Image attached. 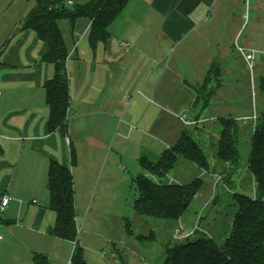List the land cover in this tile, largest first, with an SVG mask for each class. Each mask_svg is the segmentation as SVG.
<instances>
[{
  "label": "crops",
  "instance_id": "1",
  "mask_svg": "<svg viewBox=\"0 0 264 264\" xmlns=\"http://www.w3.org/2000/svg\"><path fill=\"white\" fill-rule=\"evenodd\" d=\"M68 1L63 3L71 7L89 0ZM0 2L7 12L0 17V48L7 41L0 53V200L9 197L0 212V264H36L35 255H44L48 264H70L74 242L52 233L56 214L49 207L47 187L52 160L71 168L77 228L80 224L85 235H94L89 224L94 195L89 196L101 163H130L139 161L142 154L157 158L183 132L212 159L208 157V171L189 161L195 177L205 175L193 200L199 206L192 219L181 216L175 222L189 229L198 225L193 236L203 231L223 240L231 218L221 232L210 224V214L200 212L212 203L213 186L218 184L213 177H224L228 170L216 157L222 128L219 118H234L239 132L255 124L239 123L250 114L233 116L228 111L239 109L234 50L227 44V37L238 35L242 27V14L236 13L238 0H129L108 27L107 40L94 45L89 40V18L80 17L73 26L67 19L59 20L68 48L65 132L48 130L44 83L53 76L54 66L41 60L47 46L32 29L19 27L33 1ZM212 66L217 68L215 77L224 73L223 68L230 70L224 74L229 78L226 87L210 95L204 85L210 87L220 78L210 75ZM249 77L253 87L254 78ZM78 240L90 264L87 251L94 249L92 241ZM111 248L113 257L115 246Z\"/></svg>",
  "mask_w": 264,
  "mask_h": 264
},
{
  "label": "trees",
  "instance_id": "2",
  "mask_svg": "<svg viewBox=\"0 0 264 264\" xmlns=\"http://www.w3.org/2000/svg\"><path fill=\"white\" fill-rule=\"evenodd\" d=\"M32 1L33 6L19 27L32 29L47 46L41 60L54 66L53 76L44 83L49 107L48 130L59 128L65 132L69 106L66 71L68 48L59 20L67 19L73 26L78 18H89V40L94 45L97 41L107 40L110 36L108 27L120 16L129 0H89L71 7L65 5L63 0ZM216 72L217 68L212 66L210 75ZM259 90L264 94V75L259 79ZM256 121L250 136L247 161L255 184L254 195L234 192L235 211L229 232L223 240L197 235L174 241L166 247L162 264H264V110L257 115ZM219 122L222 128L216 157L227 164L228 172L235 168L239 160L233 136L237 121L232 117H220ZM179 158L187 159L200 169L209 170L208 155L187 132H183L156 159L142 154L139 164L154 178L143 172L132 178L137 190L132 205L136 214L177 221L190 208L203 185V179L195 177L185 183L162 180L176 166ZM75 159L74 149L71 148V164L75 163ZM47 187L49 207L56 214L53 235L74 242L70 264H87L84 249L78 240L71 168L52 160L48 168ZM34 261L36 264H48L44 255H35Z\"/></svg>",
  "mask_w": 264,
  "mask_h": 264
},
{
  "label": "rangeland",
  "instance_id": "3",
  "mask_svg": "<svg viewBox=\"0 0 264 264\" xmlns=\"http://www.w3.org/2000/svg\"><path fill=\"white\" fill-rule=\"evenodd\" d=\"M238 10L240 11L238 12ZM3 12L5 10H3L0 2V17ZM236 13L242 14V27L238 35L227 37L230 38L227 44L230 43L234 50L232 51V55L235 57L233 62L237 67L235 71L237 70L238 73L235 99L240 110L235 111L233 110L235 108H230L228 111L233 116L235 114L253 115L254 112L259 115L264 110V94L259 90V79L264 75V0H238ZM220 40L223 42L225 39L221 37ZM237 46L251 48L256 51L252 69H250ZM229 70V68H223L224 73H219L216 77L211 75L214 78L220 75V78L215 79L216 82H213L210 87L206 83L203 87L205 93L208 92L212 95L220 87H226L229 78L224 74H228ZM250 74L254 78V93ZM227 89L229 88L227 87ZM227 89H223V92L229 93ZM244 121L247 120H241L239 123L241 124ZM253 126L247 127V131L244 129L239 132L237 124L236 130H233L235 131L233 136L236 140V147L239 151L237 165L224 173V177L219 175L213 177V180L218 184L214 183L216 186H213L216 191L212 195V203L207 205L204 212H200L201 214H210V224L220 229L221 232H224V226H229V220L232 219V214L235 211L232 197L234 192H242L248 195H254L255 193V184L247 164L250 148L248 135L253 130ZM150 157L152 159L156 158L152 155ZM208 157L209 160L212 159L211 155ZM188 165H191L188 160L180 158L176 166L162 180L167 177V180L171 178V181L185 182L195 177L196 172H193ZM107 167H109V173L106 172ZM103 168H105V173L101 174ZM140 172L154 178L152 174L140 166L138 159H132L130 163L117 160L110 163H101L89 196V199H91L94 195L92 204L94 215L92 214L93 216H91L89 222L94 229V235H85L83 227L80 224L78 226L80 240L86 237L92 241L91 243L94 246V249L91 248L87 251L90 264H126V262L128 264H162L166 247L174 241H179L174 237L175 229L179 223L173 220L138 215L134 212L132 205L137 196V190L132 178ZM100 175L103 176L100 178ZM198 176L205 179L204 174ZM200 196L199 202L201 204L203 201L202 195ZM213 201L216 203L213 204ZM198 206L197 201L193 202L182 216L188 217L189 220L192 219ZM179 225L183 227V230L192 229L186 228L182 224ZM201 232L198 234L209 236L207 233ZM111 246H115L116 253L113 257L110 256Z\"/></svg>",
  "mask_w": 264,
  "mask_h": 264
},
{
  "label": "built area",
  "instance_id": "4",
  "mask_svg": "<svg viewBox=\"0 0 264 264\" xmlns=\"http://www.w3.org/2000/svg\"><path fill=\"white\" fill-rule=\"evenodd\" d=\"M67 3L69 4L70 1L67 0ZM238 49L241 51L245 61L249 65L250 69H252L253 68L252 62L255 59V52L256 51L255 50L245 51L241 47H238ZM256 119H257V114L255 112L253 115H250L248 117H243V120L251 121L254 123L256 122ZM8 202H9V197L7 195H4L0 200V212H3L5 206L8 204ZM197 229H198L197 225L192 227V229H190V230H183V227L181 225H178V227L175 229L174 237L178 240H183L187 237L193 236L196 233ZM0 238H1V235H0Z\"/></svg>",
  "mask_w": 264,
  "mask_h": 264
}]
</instances>
